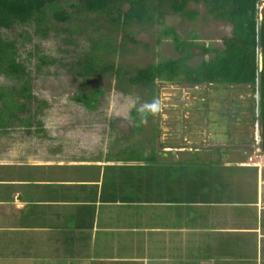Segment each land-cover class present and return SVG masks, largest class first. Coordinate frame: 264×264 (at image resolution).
<instances>
[{
  "label": "crops",
  "instance_id": "crops-1",
  "mask_svg": "<svg viewBox=\"0 0 264 264\" xmlns=\"http://www.w3.org/2000/svg\"><path fill=\"white\" fill-rule=\"evenodd\" d=\"M23 127L0 128V264H264L260 141H170L159 162L132 134L93 153L83 134Z\"/></svg>",
  "mask_w": 264,
  "mask_h": 264
},
{
  "label": "rangeland",
  "instance_id": "rangeland-1",
  "mask_svg": "<svg viewBox=\"0 0 264 264\" xmlns=\"http://www.w3.org/2000/svg\"><path fill=\"white\" fill-rule=\"evenodd\" d=\"M62 2L67 4L74 0ZM263 6L264 3L259 7V20ZM187 11H196V19H186L165 8L162 24L134 26L129 30L128 35H133L135 41H129L120 31L112 32L101 17L96 19V26L101 28L97 32L96 27L89 23L95 17L85 18L83 14L77 15L69 24L54 23L56 33L50 31L45 38H39L30 31L29 41H24L18 47V60L28 72L33 100L27 102L28 110L18 116L23 119V123L13 122L12 127L7 125L5 128L24 131L25 122L31 118L32 130L39 127L47 133L83 134L88 138L91 145L88 148L93 153L117 152L123 144L120 139L132 134V138L137 139L132 140L138 147L136 155L141 156L144 148L150 149L151 146V158L159 162L171 158L162 152L164 144L170 141L175 145L190 146L200 142L208 148L225 143L232 144V147H242L244 144L248 148L257 146L260 141V125L257 138L256 123L253 121L256 108L254 111L251 102L255 95L248 88L223 85L191 87L163 81H156L153 87L142 88L130 85L127 78L121 84L112 75L101 80L90 79L83 82L68 70L67 65L87 50L88 38L97 41L105 35H111V44L116 50L107 55V61L122 67L128 73L163 60L178 59L180 55L172 38L162 35V31L168 28L174 29L180 40L196 45L191 50L188 65L198 66L213 56L204 54L200 47L223 49V39L231 37L232 28L228 23L211 19L202 5L191 3L187 6ZM75 25L81 26L83 34L74 35V43L67 45L64 42L67 39L66 28L70 29ZM22 32V28H19L15 35ZM41 57L46 63L41 62ZM17 84L15 80L0 75L2 90L17 87ZM95 89L102 94L91 110L74 101L77 92L87 95ZM1 107L0 104V111ZM152 111L154 115L151 118L143 117L144 113ZM132 112L138 120L137 126L132 124ZM224 132H232L236 137L225 142ZM213 134L221 136L214 139ZM199 135L201 140L197 139ZM139 138L142 140L139 141ZM214 151L220 155L222 150Z\"/></svg>",
  "mask_w": 264,
  "mask_h": 264
},
{
  "label": "trees",
  "instance_id": "trees-1",
  "mask_svg": "<svg viewBox=\"0 0 264 264\" xmlns=\"http://www.w3.org/2000/svg\"><path fill=\"white\" fill-rule=\"evenodd\" d=\"M191 3L202 5L211 19L231 25V37L223 39V49L200 47L204 54L213 55L211 59L202 61L198 66H189L191 50L196 45L180 40L175 30L168 28L162 31V35L172 38L180 55L178 59L163 60L128 73L122 67L107 61V55L116 50L111 44V35V38L105 35L97 41L88 38L87 50L67 65L68 70L83 82L90 79L101 80L112 75L121 84L127 78L130 85L142 88H150L156 81H163L191 87H245L255 95L258 84L260 148L264 152V6L260 12L261 19H257V5L260 7L264 0H74L67 4L62 0H0V75L18 82L17 87L6 91L0 88V128L12 126L13 122L22 124L23 119L18 116L28 110L27 102L33 100L28 72L18 60V47L24 41H29L30 31L39 38H45L50 31L56 33L54 23L69 24L77 15L83 14L85 18L95 17L89 23L96 27L97 32L101 28L96 26V19L101 17L112 32L120 31L129 41H135L133 35H128L129 30L134 26L162 24L165 8L186 19H196V11H187V6ZM19 28H22V34L15 35ZM66 30L67 39L64 42L67 45L74 43V35L83 34L81 26L75 25ZM159 42L160 40L157 41ZM40 59L42 63H46L44 58ZM101 94L98 89L91 90L87 95L80 91L73 99L91 110ZM251 102L255 111L256 100L252 99ZM153 115L152 111L144 113L143 117L149 119ZM30 119L25 122L26 126L32 125ZM131 120L132 124L139 125L134 112L131 113ZM255 120L254 112L253 121Z\"/></svg>",
  "mask_w": 264,
  "mask_h": 264
},
{
  "label": "water",
  "instance_id": "water-1",
  "mask_svg": "<svg viewBox=\"0 0 264 264\" xmlns=\"http://www.w3.org/2000/svg\"><path fill=\"white\" fill-rule=\"evenodd\" d=\"M258 11H259V4L257 5ZM257 19L259 20V13L257 14ZM260 63V61H259ZM260 68V67H259ZM258 84H256V93H255V100H256V135L258 138V125H259V121H258Z\"/></svg>",
  "mask_w": 264,
  "mask_h": 264
}]
</instances>
